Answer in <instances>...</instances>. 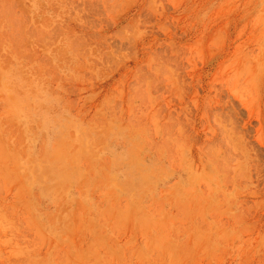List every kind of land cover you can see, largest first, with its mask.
Listing matches in <instances>:
<instances>
[{"label":"rangeland","instance_id":"374dc122","mask_svg":"<svg viewBox=\"0 0 264 264\" xmlns=\"http://www.w3.org/2000/svg\"><path fill=\"white\" fill-rule=\"evenodd\" d=\"M0 264H264V0H0Z\"/></svg>","mask_w":264,"mask_h":264}]
</instances>
